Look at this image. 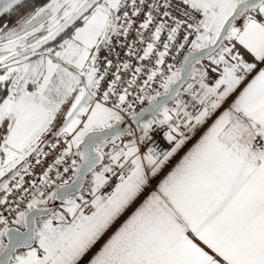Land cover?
<instances>
[{
    "label": "snow or ice",
    "instance_id": "snow-or-ice-1",
    "mask_svg": "<svg viewBox=\"0 0 264 264\" xmlns=\"http://www.w3.org/2000/svg\"><path fill=\"white\" fill-rule=\"evenodd\" d=\"M0 264H264V0H0Z\"/></svg>",
    "mask_w": 264,
    "mask_h": 264
}]
</instances>
